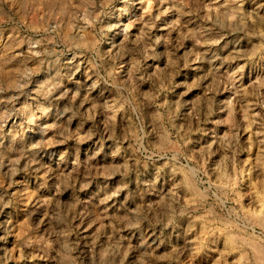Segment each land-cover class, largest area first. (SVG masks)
<instances>
[{
    "label": "rangeland",
    "instance_id": "rangeland-1",
    "mask_svg": "<svg viewBox=\"0 0 264 264\" xmlns=\"http://www.w3.org/2000/svg\"><path fill=\"white\" fill-rule=\"evenodd\" d=\"M261 250L264 0H0V264Z\"/></svg>",
    "mask_w": 264,
    "mask_h": 264
},
{
    "label": "bare ground",
    "instance_id": "bare-ground-1",
    "mask_svg": "<svg viewBox=\"0 0 264 264\" xmlns=\"http://www.w3.org/2000/svg\"><path fill=\"white\" fill-rule=\"evenodd\" d=\"M233 239V238H232ZM230 241V240H229ZM234 243V242H233ZM259 248V247H258ZM262 251V250H261ZM260 252V251H259ZM262 252H264V251H262ZM262 252H261V254H262ZM260 255V254H259ZM261 256V255H260ZM263 261V260H262Z\"/></svg>",
    "mask_w": 264,
    "mask_h": 264
}]
</instances>
